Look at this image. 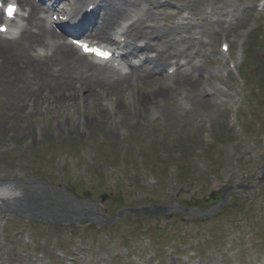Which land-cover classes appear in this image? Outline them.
Segmentation results:
<instances>
[{
  "label": "rangeland",
  "instance_id": "obj_1",
  "mask_svg": "<svg viewBox=\"0 0 264 264\" xmlns=\"http://www.w3.org/2000/svg\"><path fill=\"white\" fill-rule=\"evenodd\" d=\"M157 1L159 26L201 31L192 89L148 104L163 80L90 104L43 93L32 111L0 93V182L138 213L29 217L0 200V264H264V0Z\"/></svg>",
  "mask_w": 264,
  "mask_h": 264
},
{
  "label": "bare ground",
  "instance_id": "obj_2",
  "mask_svg": "<svg viewBox=\"0 0 264 264\" xmlns=\"http://www.w3.org/2000/svg\"><path fill=\"white\" fill-rule=\"evenodd\" d=\"M49 2L53 3L52 17L67 15L68 24L61 25L75 34L91 25L92 20L87 18L99 11L100 22L91 30V40L108 42L116 50L126 51L110 64L85 57L68 42L57 41L59 37L50 26L53 18L44 9V0H17L22 15L27 13L22 17V26L17 29L19 34L16 37L0 34V93L8 94L14 107H20L27 100V107H23L26 111L33 110L45 100L43 93L55 92L56 100L64 101L66 91L69 92L67 98L89 103L102 93L108 97L121 95L126 90H141L147 83L163 80V85L143 94V103H157L167 98L174 85L190 90L202 81L203 68L190 55L195 52L193 44L200 43L198 35L201 31L191 23L174 21L172 14L168 17L173 22L172 27L159 26L156 11L162 9L161 2L68 0L61 9L59 0ZM68 6L76 9L69 10ZM136 59L141 62L136 63ZM172 68L175 71L169 74L168 70ZM98 83L97 89L94 86ZM30 184H0V199L10 211L58 219L86 213L102 220L101 213L98 215L97 208L90 203L63 192L38 189L44 187L36 180Z\"/></svg>",
  "mask_w": 264,
  "mask_h": 264
},
{
  "label": "snow or ice",
  "instance_id": "obj_3",
  "mask_svg": "<svg viewBox=\"0 0 264 264\" xmlns=\"http://www.w3.org/2000/svg\"><path fill=\"white\" fill-rule=\"evenodd\" d=\"M16 8L15 5L9 4L7 8L5 9V14L9 17H12L15 14ZM7 29L4 27H0V32L6 31ZM105 57H107V54H103Z\"/></svg>",
  "mask_w": 264,
  "mask_h": 264
},
{
  "label": "water",
  "instance_id": "obj_4",
  "mask_svg": "<svg viewBox=\"0 0 264 264\" xmlns=\"http://www.w3.org/2000/svg\"><path fill=\"white\" fill-rule=\"evenodd\" d=\"M263 176H264V167H263ZM16 184H21V185H23V186H25L26 185V183H24V182H22V181H19V182H17ZM223 198H224V195H223ZM107 199V196H104L103 197V201H105ZM223 200V199H222ZM235 206V205H234ZM16 214H21V213H18V212H16V211H14ZM123 213V212H122ZM21 215H23V214H21ZM24 216H28V215H24ZM23 216V218H25ZM20 217H22V216H20ZM30 217V216H29ZM25 219H27V218H25Z\"/></svg>",
  "mask_w": 264,
  "mask_h": 264
}]
</instances>
